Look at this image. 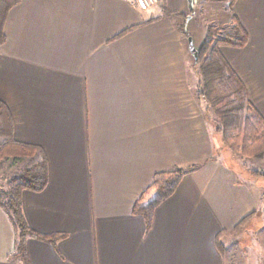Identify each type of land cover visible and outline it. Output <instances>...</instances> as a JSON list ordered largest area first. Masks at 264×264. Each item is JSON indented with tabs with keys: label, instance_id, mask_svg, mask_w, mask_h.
Masks as SVG:
<instances>
[{
	"label": "crops",
	"instance_id": "crops-1",
	"mask_svg": "<svg viewBox=\"0 0 264 264\" xmlns=\"http://www.w3.org/2000/svg\"><path fill=\"white\" fill-rule=\"evenodd\" d=\"M161 1L21 0L10 11L0 102L15 139L48 167L47 187L22 196L40 236L26 242L28 264H226L220 235L262 209L264 178L246 180L216 154L195 52L234 13L248 43L220 52L264 119V0H237L233 12ZM176 169L186 173L148 225L135 205L157 174ZM16 240L0 206V264H23Z\"/></svg>",
	"mask_w": 264,
	"mask_h": 264
},
{
	"label": "trees",
	"instance_id": "trees-1",
	"mask_svg": "<svg viewBox=\"0 0 264 264\" xmlns=\"http://www.w3.org/2000/svg\"><path fill=\"white\" fill-rule=\"evenodd\" d=\"M20 1L0 0V46L6 42L4 27L8 15ZM206 1L227 4L233 12L237 0ZM247 43V31L234 13L227 27H208L196 59L199 80L195 93L214 116L213 119L208 117V122L215 126V132L222 136L224 144L235 155L243 159L264 160V119L250 102L246 87L220 52L221 47L238 49L245 47ZM14 138L13 117L8 107L0 102V164L7 160L28 159L29 162L27 169L25 167L18 179L13 181L15 187L8 191L6 202H0L17 232L14 259L28 264L26 242L29 238L40 236L30 228L25 219L22 196L25 191L42 192L47 187L48 167L44 155L38 153L40 149L19 143ZM185 173L183 169H176L157 174L137 201L134 212L141 214L150 225L155 210L175 193ZM255 174L260 176L259 171ZM261 177L264 178V172ZM43 239L55 242L58 237Z\"/></svg>",
	"mask_w": 264,
	"mask_h": 264
},
{
	"label": "rangeland",
	"instance_id": "rangeland-1",
	"mask_svg": "<svg viewBox=\"0 0 264 264\" xmlns=\"http://www.w3.org/2000/svg\"><path fill=\"white\" fill-rule=\"evenodd\" d=\"M211 26L218 28L227 27L228 25L212 24L209 27ZM209 117L210 119L214 118L211 113ZM211 125L215 130V126ZM216 136H218V144L216 145L218 153L216 154H219L221 159L230 165H234L242 174V178L252 182L262 180L261 174L264 172V160L243 159L235 155L224 144L221 135L216 133ZM1 142L2 140H0V144ZM28 166V159L23 161L7 160L0 164V202H6L8 191L15 187L13 181L17 180L25 167L27 169ZM256 171L260 172V176L255 174ZM260 192L262 193L264 190H260ZM262 202V209L252 214L244 224L235 230L226 231L220 235L218 242L226 264H264V197Z\"/></svg>",
	"mask_w": 264,
	"mask_h": 264
},
{
	"label": "built area",
	"instance_id": "built-area-1",
	"mask_svg": "<svg viewBox=\"0 0 264 264\" xmlns=\"http://www.w3.org/2000/svg\"><path fill=\"white\" fill-rule=\"evenodd\" d=\"M127 1L138 9H147L154 5H162L161 0H127Z\"/></svg>",
	"mask_w": 264,
	"mask_h": 264
},
{
	"label": "water",
	"instance_id": "water-1",
	"mask_svg": "<svg viewBox=\"0 0 264 264\" xmlns=\"http://www.w3.org/2000/svg\"><path fill=\"white\" fill-rule=\"evenodd\" d=\"M197 54H198V52H195V58L197 59Z\"/></svg>",
	"mask_w": 264,
	"mask_h": 264
}]
</instances>
